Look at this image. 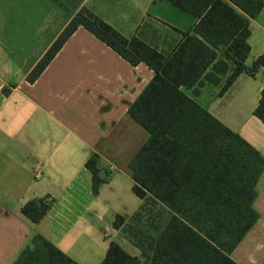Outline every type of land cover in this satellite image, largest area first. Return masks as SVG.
<instances>
[{
	"label": "crops",
	"instance_id": "crops-1",
	"mask_svg": "<svg viewBox=\"0 0 264 264\" xmlns=\"http://www.w3.org/2000/svg\"><path fill=\"white\" fill-rule=\"evenodd\" d=\"M82 9L127 39L144 26L142 38L165 54L182 39L178 31L196 22L166 0H0V264H13L36 234L78 264H101L111 242L141 256L113 223L130 220L142 204L130 194L129 164L150 135L128 112L154 70L132 66L80 28L34 83L27 80ZM250 28L249 68L264 55V8ZM226 78L197 95L185 92L264 157V123L254 115L264 67L255 77L241 74L221 95ZM94 155L106 180L97 195L86 168ZM256 190L259 219L231 253L237 264H264V171ZM46 196L54 199L50 210L32 223L22 206Z\"/></svg>",
	"mask_w": 264,
	"mask_h": 264
},
{
	"label": "trees",
	"instance_id": "trees-1",
	"mask_svg": "<svg viewBox=\"0 0 264 264\" xmlns=\"http://www.w3.org/2000/svg\"><path fill=\"white\" fill-rule=\"evenodd\" d=\"M191 14V31L168 54L142 38V28L127 39L88 9L78 12L28 75L34 83L70 37L84 28L132 66L145 64L155 75L129 109L130 118L150 135L129 164L132 191L142 204L113 227L141 251L128 254L111 242L101 264H237L231 253L259 219L254 209L264 157L185 90L200 93L205 83L225 94L238 77H255L264 55L249 68L251 21L264 0H166ZM254 115L264 123V89ZM98 156L86 168L97 195ZM54 199L25 203L21 213L39 223ZM13 264H78L50 241L36 234Z\"/></svg>",
	"mask_w": 264,
	"mask_h": 264
},
{
	"label": "built area",
	"instance_id": "built-area-1",
	"mask_svg": "<svg viewBox=\"0 0 264 264\" xmlns=\"http://www.w3.org/2000/svg\"><path fill=\"white\" fill-rule=\"evenodd\" d=\"M35 179L37 180V179H40L41 178V176H42V173H41V171L39 170V169H37L36 171H35Z\"/></svg>",
	"mask_w": 264,
	"mask_h": 264
},
{
	"label": "rangeland",
	"instance_id": "rangeland-1",
	"mask_svg": "<svg viewBox=\"0 0 264 264\" xmlns=\"http://www.w3.org/2000/svg\"><path fill=\"white\" fill-rule=\"evenodd\" d=\"M132 184V183H131ZM130 194L133 195L132 190L130 189Z\"/></svg>",
	"mask_w": 264,
	"mask_h": 264
}]
</instances>
